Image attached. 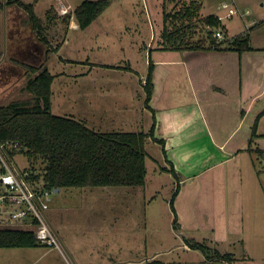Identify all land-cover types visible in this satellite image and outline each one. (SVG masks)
<instances>
[{
    "label": "rangeland",
    "instance_id": "1",
    "mask_svg": "<svg viewBox=\"0 0 264 264\" xmlns=\"http://www.w3.org/2000/svg\"><path fill=\"white\" fill-rule=\"evenodd\" d=\"M2 1L4 0H0ZM31 1L33 0L25 2ZM82 1L84 0H73L74 7ZM153 1H156V8L152 6L151 0L148 2L116 0L117 6L111 7V4L100 15L104 17L99 16L98 22L89 31L78 29L77 32L70 29L69 24L66 25L59 20L56 26L51 27L48 35L50 41L54 46L57 45L59 50L49 54L48 58L45 52L46 45H28V48H34L39 56L30 53V50H26L25 53L19 52L17 55L13 53L8 57L1 53L0 106L16 100H29L32 94L28 90V82L36 72L30 70L29 66L40 68L45 63L54 75L52 111L55 114L74 116L92 128H94L90 125L92 121L90 120L89 123L90 115L92 120L96 117L97 121H101L98 119L100 116H105L104 125L110 129L97 127L94 129L101 132L120 131L118 128L121 126H116V123L112 121L114 119L111 116L112 109L107 107L105 101L103 104L100 100L93 101V106H102L98 116H96L97 110H93V116L88 108L74 107L73 99L78 101L83 94L88 97V92L80 95L79 90L99 81H105L108 77L109 72L99 67L95 71L91 67V62L125 64L126 60L130 59L140 73L139 77L145 75V79L147 78L150 48H139L140 45L136 44L135 39L137 42L146 40L147 43L151 35L144 8L146 4L151 8L154 19L157 21L156 47L160 46L157 39H162L164 19L162 0ZM235 1L239 8L250 10V15L246 17V24L239 15L228 19L226 13L222 15L223 23L227 24V28L235 34H241L264 15V0ZM125 3L137 5L130 16L129 12L122 8ZM50 4V0H38L35 5L38 14H43ZM210 6L206 3L203 13L214 12V7ZM5 22L4 14L0 12V38L4 33ZM99 22L103 27L96 28L100 25ZM59 24L63 25L60 34L56 33L60 29ZM200 26L203 27V25ZM95 30L98 31L96 37L91 35V32ZM260 31L256 35L264 38V28ZM2 41L4 49L7 43L5 39ZM154 49L153 58L156 57ZM120 59L122 61L119 63ZM135 104L136 102H133V105ZM144 115H137L139 119L142 118L141 122L147 120ZM149 115L153 116L152 112ZM153 121L152 117L146 122L144 127L146 132L150 131ZM128 126L123 131L137 132L139 130L135 129L136 122H133L132 127ZM146 152L148 173L144 186L72 187L63 188L54 194L55 201L58 203L56 206L53 205L57 207L53 222L59 230L57 233L62 238H67L68 246H72L71 254L66 251L70 264H75L73 259L78 264H225L222 261H207L201 250L191 249L185 244V238L206 242L223 253H233L237 258L234 264H264V233L258 231L257 224L250 225L251 235L240 237L226 234L223 228L227 220L220 218L225 215L222 208L226 191H228L225 198L226 207L228 214L232 215V219H229L230 224H236L234 207L237 202L231 196L234 190L230 187L224 188V184L228 183L232 174L228 178L223 174L222 180H211L207 173L198 178L192 177L180 182L181 179L178 180L170 171L173 164L165 160L161 152V144L148 138ZM18 161L21 165L29 163L24 155H19ZM6 250L9 249L2 251L0 264L12 262V255ZM12 251L15 253L16 250ZM48 255L50 258L54 252ZM53 259L58 264H62L58 257Z\"/></svg>",
    "mask_w": 264,
    "mask_h": 264
},
{
    "label": "crops",
    "instance_id": "2",
    "mask_svg": "<svg viewBox=\"0 0 264 264\" xmlns=\"http://www.w3.org/2000/svg\"><path fill=\"white\" fill-rule=\"evenodd\" d=\"M37 1L31 2L36 5ZM50 1V7H54L60 15L76 7L73 0ZM112 1L111 7L113 5L116 7V0ZM145 1L148 2V0ZM206 1L203 0V7L207 3L215 9L211 13L221 16L226 13L228 19L234 17L228 16L227 12L219 7L221 0H208L210 3ZM151 3L156 8V1L151 0ZM134 4L125 3L122 6L123 10L129 12V16L137 6ZM49 8L43 14H38L35 6V12L39 17L44 18ZM144 8L151 35L147 43L146 40L137 42V39L135 42L141 49L150 48L148 70L151 64L156 70L155 90L149 108L145 103V75L139 77L140 73L130 59L126 60L125 64L91 62V67L95 71L99 67L109 72L108 77L105 81L81 88L80 95L88 92L89 96L85 97L83 94L80 96L81 99H78L79 102L73 99L74 107L88 108L93 116V110H97L96 116H98L102 106H93L92 103L100 100L103 104L105 101L107 107L112 109L111 116L114 118L112 121L116 123V126H121L118 128L120 131L126 130L128 125L132 127L133 122H136L135 129L146 132L144 128L146 122L153 117L154 134L165 140V144L161 145V152L165 160L173 164L176 175L172 173L178 180L181 179L180 182L192 177L198 178L207 173L211 180H222L223 174L226 178L232 174L228 183L224 184V188L230 187L234 190L235 195L233 191L232 194L229 193L237 202L234 207L236 224H230L229 219H232V215L228 214L226 207L225 198L228 195L226 191L222 208L225 215L220 218L227 220L223 224L226 234L239 235V237L251 235L250 225L253 224H257L258 231L264 233L262 228L264 225V156L263 152L255 150L264 151V38L256 35L264 28V23L251 30L253 49L244 52L213 48L207 42H203L200 48L187 46L163 48L160 45V38L157 39L160 46L156 47L157 21L154 19L151 8L146 4ZM0 9L6 20L4 33L0 38V53L8 57L13 53L17 55L19 52L25 53L26 50H30V53L39 56L37 51L34 48H28V45L45 46V44L37 38L29 24H24V21L28 19L26 12L15 5H8L7 0L0 2ZM99 18L83 30L89 31ZM258 19L263 20L264 15ZM242 20L246 24V19ZM70 22L68 26L70 29L75 31L81 29L75 19ZM99 24L96 28L103 27L101 22ZM224 25L227 28V24ZM59 26L60 29L56 33L60 34L63 25L59 24ZM136 30H138L137 27ZM229 30L227 28V31L222 32L229 40L240 35L232 30L229 33ZM91 33L95 37L98 35L96 30ZM3 39L7 43L4 49L2 48ZM45 47L47 52V46ZM153 49L156 50L155 58H153ZM120 61L122 60L120 59L119 63ZM133 102L136 104L133 105ZM148 112L150 114L152 112L153 116H150ZM143 114L147 120L141 122L142 118L139 119L137 115L143 116ZM104 117L100 116L98 119L101 121H97L96 117L92 120L90 115L89 123L91 120L90 125L94 128L110 129L104 125ZM57 203L54 198L49 216L52 225L59 232L53 222L57 208L54 206ZM61 239L66 251L71 254L72 246H68V239L62 236ZM5 249H9L6 251L12 255L11 264H58L53 259L55 257H58L62 264H70L59 250L45 245L32 248H1L0 256ZM14 249L15 253L11 252ZM6 251H4L5 254ZM52 252L54 255H50L49 258L48 254ZM73 262L78 264L74 259Z\"/></svg>",
    "mask_w": 264,
    "mask_h": 264
},
{
    "label": "trees",
    "instance_id": "3",
    "mask_svg": "<svg viewBox=\"0 0 264 264\" xmlns=\"http://www.w3.org/2000/svg\"><path fill=\"white\" fill-rule=\"evenodd\" d=\"M7 4L26 12L28 19L24 24H29L47 46L48 58L59 50L48 36L52 26L59 20L68 25L75 18L80 28L86 29L110 7L112 0H84L63 15L50 7L44 18L36 14L32 2L7 0ZM202 8L203 0H162L164 19L160 45L200 48L207 42L210 47L237 52L253 49L251 30L264 23V19L230 40L218 39L214 34L217 30L227 31L226 26L217 14L203 13ZM38 68L29 66L36 71L28 82L32 97L0 106V141H20L32 163L42 162L43 177L54 188L144 186L148 173L146 141L151 138L162 146L165 144L164 139L155 136L154 126L150 132H101L74 116L55 114L52 111L54 75L45 63ZM144 89L145 103L149 107L155 90L153 64L149 66ZM255 150L263 152L264 156V151ZM163 151L165 153L164 147ZM170 170L176 175L173 165ZM184 240L189 248L201 250L209 262L234 264L237 260L233 253H223L206 242ZM38 246L43 244L35 232L0 227V249Z\"/></svg>",
    "mask_w": 264,
    "mask_h": 264
},
{
    "label": "built area",
    "instance_id": "4",
    "mask_svg": "<svg viewBox=\"0 0 264 264\" xmlns=\"http://www.w3.org/2000/svg\"><path fill=\"white\" fill-rule=\"evenodd\" d=\"M219 7L228 16L239 15L245 20L250 15V10L239 8L235 0H221ZM218 18L222 20L221 15ZM214 35L224 38L221 30ZM19 155L29 163L21 165ZM42 167L39 161L31 162L20 141H0V227L33 231L41 244L59 250L68 259L49 216L55 188L44 179Z\"/></svg>",
    "mask_w": 264,
    "mask_h": 264
},
{
    "label": "water",
    "instance_id": "5",
    "mask_svg": "<svg viewBox=\"0 0 264 264\" xmlns=\"http://www.w3.org/2000/svg\"><path fill=\"white\" fill-rule=\"evenodd\" d=\"M62 188L58 187V188H55L54 189V192L57 193V192H60Z\"/></svg>",
    "mask_w": 264,
    "mask_h": 264
}]
</instances>
